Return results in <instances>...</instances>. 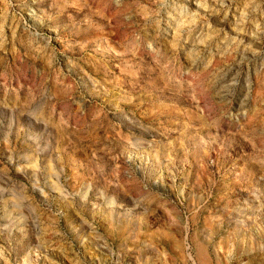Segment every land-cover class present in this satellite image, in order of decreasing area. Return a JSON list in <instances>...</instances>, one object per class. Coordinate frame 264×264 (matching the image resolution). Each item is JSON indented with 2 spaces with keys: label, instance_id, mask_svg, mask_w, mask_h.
Here are the masks:
<instances>
[{
  "label": "rangeland",
  "instance_id": "obj_1",
  "mask_svg": "<svg viewBox=\"0 0 264 264\" xmlns=\"http://www.w3.org/2000/svg\"><path fill=\"white\" fill-rule=\"evenodd\" d=\"M0 264H264V0H0Z\"/></svg>",
  "mask_w": 264,
  "mask_h": 264
}]
</instances>
